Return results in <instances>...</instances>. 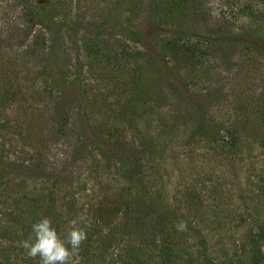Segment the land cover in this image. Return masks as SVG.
Returning <instances> with one entry per match:
<instances>
[{"label": "rangeland", "instance_id": "obj_1", "mask_svg": "<svg viewBox=\"0 0 264 264\" xmlns=\"http://www.w3.org/2000/svg\"><path fill=\"white\" fill-rule=\"evenodd\" d=\"M29 1L72 23L40 60L25 51L41 28L0 0L23 36L17 79L0 72V264H39L18 242L42 216L62 239L85 229L77 264H264V57L225 46L264 35V4L152 0L171 9L153 24L148 0ZM160 22L188 25L181 52ZM195 94L220 140L193 129Z\"/></svg>", "mask_w": 264, "mask_h": 264}, {"label": "trees", "instance_id": "obj_2", "mask_svg": "<svg viewBox=\"0 0 264 264\" xmlns=\"http://www.w3.org/2000/svg\"><path fill=\"white\" fill-rule=\"evenodd\" d=\"M17 3V5H20L22 8L23 14L29 15L30 19L28 20V23L30 25L39 26L42 31L37 32V34L32 35L33 39L31 40V44L29 45V49L25 52L27 54H34L36 58L38 57L40 60L43 58H47L46 55L47 50L49 47L53 48L56 47L60 36V32L63 28H68L69 23L71 24L72 21H56L54 19H47L43 17L42 14H40L34 7V5L29 0H12ZM184 1V0H181ZM201 3H206L208 0H200ZM222 0H219V2ZM227 5H242L239 10H246L251 9L252 7L250 5H263L264 0H224ZM147 9H148V18L151 19L150 21L154 24L155 20H159L161 14H166L171 12V9L165 5H154L152 0H148L147 3ZM13 17L10 15V13H4L2 17H0L1 20L4 21V23H0V27L2 24H6L7 29L0 28V72L6 75L7 82H10L12 85V82L17 79V76L19 75V71H21V64H19L18 59L15 57V53L13 56V52L16 46H18L21 43V35H16V31L20 32L18 28H14L13 25H11ZM152 24V25H153ZM11 25L12 27H10ZM157 28L160 30L162 28H169L170 33H168L166 38V43L170 46L171 50H174L177 52H181V48H184L185 45H187L188 40L192 38L191 31L187 24H180V23H170V27L166 26L167 24L163 23H156L155 24ZM103 28V29H102ZM23 30V29H21ZM32 32L35 33V30L31 29ZM89 31V30H88ZM107 31L106 27H100L97 29L96 34L103 35ZM259 32V31H258ZM257 31L251 30V29H245L241 33H228L226 34L225 43H231L234 44V46H241L247 48H251L252 50L256 51L260 55L264 57V35L263 33L259 34ZM28 33V32H27ZM26 33V35H27ZM31 33V32H30ZM33 33V34H34ZM141 34V32H136L135 34ZM143 38L138 39L140 40L144 46L145 41L147 40L148 36L147 33H143ZM160 34V33H159ZM30 35V34H28ZM25 37V34H24ZM194 41H202L205 40V42H210V40L206 38H202L200 36L195 37ZM18 40V43H17ZM190 41V40H189ZM214 41V40H213ZM212 41V42H213ZM225 46H229V45ZM191 55H189V58H194L195 53L193 51H190ZM16 70V71H15ZM17 82V81H16ZM9 84V85H10ZM183 94V92H182ZM192 100L194 102L191 103V108L194 111V126L193 129L199 133V135H202L203 137L207 138L211 141H218L221 138H219V131L215 132V123L208 115V112L203 105H201L197 101V95H192ZM226 137V136H224ZM117 142H119L117 139L115 142H110L109 139L104 138L103 136H98L97 141L95 142L97 148L102 149V145L109 146L112 149H115L114 145H118ZM120 147V146H118ZM4 158L0 154V162H3ZM8 162V165L10 163L12 164V161H4ZM130 208V205H128ZM94 221V222H93ZM101 222V217L97 213L94 215V220L92 222H89L90 225L92 224V227H96L97 223ZM98 230V229H97Z\"/></svg>", "mask_w": 264, "mask_h": 264}, {"label": "clouds", "instance_id": "obj_3", "mask_svg": "<svg viewBox=\"0 0 264 264\" xmlns=\"http://www.w3.org/2000/svg\"><path fill=\"white\" fill-rule=\"evenodd\" d=\"M177 230L184 231L186 222L179 221ZM87 239L84 228L78 226L77 220L69 221L64 238L58 235L52 220L42 216L32 224V232L18 242L30 258L39 257V264H77L81 244Z\"/></svg>", "mask_w": 264, "mask_h": 264}]
</instances>
